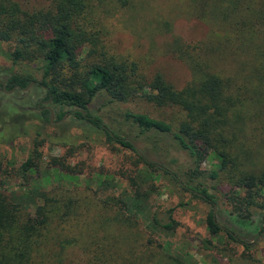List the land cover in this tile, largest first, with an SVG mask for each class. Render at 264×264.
<instances>
[{
    "label": "trees",
    "instance_id": "1",
    "mask_svg": "<svg viewBox=\"0 0 264 264\" xmlns=\"http://www.w3.org/2000/svg\"><path fill=\"white\" fill-rule=\"evenodd\" d=\"M150 1L44 0L27 8L16 0H0V54L12 65L35 66L21 72L3 68L7 73L2 80L7 90H25L33 82L40 96L35 108L41 121L32 149L20 164L14 159L0 161V264H59L68 245L78 247L84 264H196L187 253L172 254L157 235L173 232L178 222L173 208L152 210V194H159L158 180L168 170L137 148L136 142L151 137L186 154L189 163L182 178L172 174L183 191L215 205L217 198L209 192L206 178L224 181L231 200L238 204L234 205L237 214L260 212L256 229L264 232V0H168L180 2L182 17L208 28L202 40L187 41L172 34L166 44V52L190 71L181 88L162 72L142 71L137 62L107 49V19L117 17L126 23L138 19ZM171 26L169 20L161 23L166 33L172 32ZM3 43L8 50L2 49ZM99 96L106 99L105 105L142 99L171 110L176 118L126 110L121 120L134 127L135 135L130 137L120 134L121 124L111 129L99 114L91 113L90 105ZM43 101H50L55 120L72 114L83 127L104 133L107 144L132 150L133 168L92 170L82 186V166L72 165L68 158L91 144L86 140L89 136L69 140L65 153L52 156L43 167L39 147L46 139L40 129L44 122H52ZM21 110L24 114L28 109ZM14 118L9 139L0 134L6 144L28 134L18 122L19 114ZM206 162L212 165L207 177L202 167ZM92 181L98 190L114 189L99 200L100 233L82 235L84 240L75 235L65 238L62 224L78 212L82 196L98 193L89 186ZM121 183L125 187L117 192ZM142 217L148 221L144 226ZM204 219L211 237L201 240L207 250L217 249L231 264L260 263L246 253L252 243L240 237L237 227L220 223L213 209ZM221 233L234 245L213 244ZM237 244L245 251L239 253Z\"/></svg>",
    "mask_w": 264,
    "mask_h": 264
},
{
    "label": "rangeland",
    "instance_id": "2",
    "mask_svg": "<svg viewBox=\"0 0 264 264\" xmlns=\"http://www.w3.org/2000/svg\"><path fill=\"white\" fill-rule=\"evenodd\" d=\"M16 1L27 8L38 7L45 3L44 0ZM179 5L181 6L180 2L151 0L146 5L143 15L137 17L138 19L129 20L128 23L117 17L107 19L106 24L110 30L105 39L108 51L121 56L128 62H137L142 71L148 73L162 72L166 80L173 83L177 88H181L189 81L190 71L182 61L166 52V44L172 34L178 35L187 41L202 40L207 35L208 28L201 21L182 17ZM164 20L172 22L171 33H166V30L161 28V23ZM2 49L4 51L8 50L9 45L3 43ZM33 67L35 66L25 62L12 65L9 59L0 54V80L7 73L2 70L3 68L11 69L12 72H21L24 69L32 70ZM24 91L30 92L24 95ZM39 97L37 88L33 84L27 90L16 88L9 92L6 88L3 89L0 83V134H6L7 140L9 139L10 132L14 129L13 120L16 121L14 116L18 114L20 116L18 121L21 122L20 126H25L28 129V134H21L12 143L6 144V142L1 141L3 136L0 135V161L5 162L8 159H14L17 164H20L28 156L33 146L32 141L39 129L38 125L41 124L35 108V102ZM103 99L102 96H99L92 101L90 105L91 113L93 115L99 114L103 122L111 129H116L121 124L120 134H129L130 137L135 135L134 127L121 120L122 114L126 110L146 113L165 120L175 121L176 118L175 115H172L171 110L158 109L142 99L136 98L128 102L108 105H105L106 102L104 101L106 99ZM22 108H27L29 111L26 110V113L22 114ZM52 120L50 123L44 122L43 129H40L43 133L41 136L46 139L45 143L39 147L42 152L43 167L52 156H60L65 153L69 140L89 136L86 140H91V144L89 146L84 144L80 150L68 158L69 163L72 165L81 164L83 173L79 177V182L82 186L87 185L85 177L92 170L118 172L120 169L133 168L132 162L135 154L132 150L122 148L116 143L113 146L107 144L104 141V133L86 126L83 127L84 124L81 120H78L72 114L66 113L62 119L55 120L53 118ZM167 143L169 146L164 141L155 142L152 137L148 141L136 142L137 148L142 150L147 158L168 170V174L163 173L158 180L159 194H152L151 199L152 210L157 207L160 209L173 208V217L178 222L173 232L163 231L157 234L160 235V242L163 247L169 244L172 254H189L196 264H231L217 249L207 250L201 241L202 239H211L204 214L213 209L220 223L228 227H237L240 230V237L252 243V247L246 250V253L259 260L260 263L257 264H264V232L259 233L260 228L256 229L260 212L251 213L250 216L237 214L235 207L238 204L235 205L231 200L229 186L224 181H212L207 177V171L212 167L208 162L204 163L202 167L206 169L205 176L207 177L208 190L216 196L217 203L212 205L208 201L193 197L189 191H183L172 176L182 178L181 173L187 170L188 158L175 145ZM89 186L93 188L92 191L98 190L95 181H92ZM122 187H125V183H121V186L117 187V192ZM14 189L18 190L17 187ZM112 192H114L112 188L108 190L99 189L96 195L91 193V198L82 196L77 215L73 216L75 218L72 219V217L68 223L62 224L63 237L70 238L75 235L80 240H84L82 235L96 231L100 233L97 229L98 211L102 207L99 200L104 199L108 193ZM181 202L185 204H179ZM141 222L143 226L146 225L148 223L147 218L142 217ZM212 241L218 248H228L234 245L228 243L225 233H221L220 238H214ZM235 247L239 253L245 251L240 244L235 245ZM61 257L59 264H84L85 262L78 247L69 245L65 247Z\"/></svg>",
    "mask_w": 264,
    "mask_h": 264
},
{
    "label": "water",
    "instance_id": "3",
    "mask_svg": "<svg viewBox=\"0 0 264 264\" xmlns=\"http://www.w3.org/2000/svg\"><path fill=\"white\" fill-rule=\"evenodd\" d=\"M32 84H33V82H30L29 85H28L26 88H24V89H25V90L28 89V87L31 86ZM13 90H14V88L10 89L9 92H11V91H13ZM47 108H48L49 111H50V120H52V119H53V110L51 109L50 106H47Z\"/></svg>",
    "mask_w": 264,
    "mask_h": 264
},
{
    "label": "flooded vegetation",
    "instance_id": "4",
    "mask_svg": "<svg viewBox=\"0 0 264 264\" xmlns=\"http://www.w3.org/2000/svg\"><path fill=\"white\" fill-rule=\"evenodd\" d=\"M0 83L2 84L3 89H5V81L0 80ZM13 88L16 89L17 87H13ZM49 103H50V101H43V104L46 105V107L49 106L48 105ZM53 118H54V113H53ZM51 121H53V120H51Z\"/></svg>",
    "mask_w": 264,
    "mask_h": 264
}]
</instances>
